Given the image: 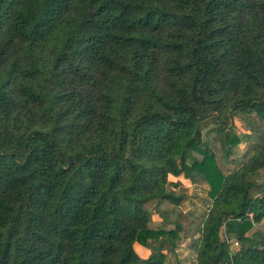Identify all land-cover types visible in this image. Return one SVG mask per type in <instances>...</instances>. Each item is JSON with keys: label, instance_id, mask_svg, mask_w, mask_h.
<instances>
[{"label": "trees", "instance_id": "trees-1", "mask_svg": "<svg viewBox=\"0 0 264 264\" xmlns=\"http://www.w3.org/2000/svg\"><path fill=\"white\" fill-rule=\"evenodd\" d=\"M261 169L264 0H0V264H264ZM170 176L208 188L193 249L149 226Z\"/></svg>", "mask_w": 264, "mask_h": 264}, {"label": "crops", "instance_id": "crops-1", "mask_svg": "<svg viewBox=\"0 0 264 264\" xmlns=\"http://www.w3.org/2000/svg\"><path fill=\"white\" fill-rule=\"evenodd\" d=\"M263 170L264 169H261L255 176V179L258 182L264 181ZM187 193L188 194H184L182 189L181 191L179 190L178 192H176L177 196L181 197V200L176 205L164 201L156 208L155 201L150 202V205L154 207L153 212H151V220L149 222V226L151 228L170 229L173 228V225L175 224H183L186 236L181 237V239L179 240V247L183 250H187L189 248L192 238L196 239V241H199L200 237V232L197 229V224L189 222L187 219L191 220L197 215L203 218V216L211 206L210 197L203 198L207 197L208 195V188L204 183L202 184V186L199 182L189 183ZM167 246L172 247V243H168ZM134 248L135 250H137L138 255L142 259H146L151 255V249L148 246L135 243ZM164 252L166 254V257H168L167 249H165ZM170 253L173 255L174 260H176V257L174 256L172 250L170 251Z\"/></svg>", "mask_w": 264, "mask_h": 264}, {"label": "rangeland", "instance_id": "rangeland-1", "mask_svg": "<svg viewBox=\"0 0 264 264\" xmlns=\"http://www.w3.org/2000/svg\"><path fill=\"white\" fill-rule=\"evenodd\" d=\"M234 124L233 127H231V132L236 134L237 136L240 137L241 142L238 146L234 147L233 152H232V156H230L229 161L232 160V158H239V159H244L246 158V156L248 154H250V147L252 145L255 144V141L253 140H248L245 135L248 132H251V126L252 125H257V117L255 116V114L251 113V114H247L245 112H238L235 116H234ZM213 122V117L210 116L209 118H207L204 123H203V127H202V133H203V139L209 143V145L213 148L214 152L216 153V158L217 161L220 165H222V169L225 171L227 169V165L224 162L223 157L221 156L222 151L220 149V145L218 143V141L215 138V134L213 131H210V128L213 126L212 124ZM233 162V161H231ZM264 172V170H263ZM189 181L183 177H174V176H170V184L169 187L170 189L174 190L175 192H178L179 190L181 191V189L183 190L184 194H188L187 193V188L189 186ZM200 185L202 186V182H199ZM176 184V185H175ZM184 188V189H183ZM203 198H209V196L207 195V197H203ZM149 209L151 210V212H153L154 207L152 205H150V203L148 204ZM181 217V215H180ZM189 222H193L196 223L198 228L202 222V218L201 216L197 215L195 218L193 219H187ZM195 224V225H196ZM178 225V224H175ZM182 226V231L178 232L179 235V239H181V237H185V229L183 224H179ZM174 227V225H173ZM197 228V229H198ZM257 228V225L251 229L247 235H251V233L254 231V229ZM233 240H237L236 238H231ZM229 239V240H231ZM198 241H196V239L192 238L191 242H190V248L192 247V249L195 247L196 243ZM139 244V243H138ZM142 245V244H140ZM145 246V245H144ZM239 247V246H238ZM165 249H167L168 251V257L165 258L164 260V264H176L177 261L174 260L173 255L170 253V251L172 250L171 247H166ZM137 252V250H136Z\"/></svg>", "mask_w": 264, "mask_h": 264}, {"label": "built area", "instance_id": "built-area-1", "mask_svg": "<svg viewBox=\"0 0 264 264\" xmlns=\"http://www.w3.org/2000/svg\"><path fill=\"white\" fill-rule=\"evenodd\" d=\"M228 243H229V253H230V255H233L238 250V248L240 247V243L238 240H233V239L228 240ZM224 264H233V262L229 261V262H226Z\"/></svg>", "mask_w": 264, "mask_h": 264}]
</instances>
